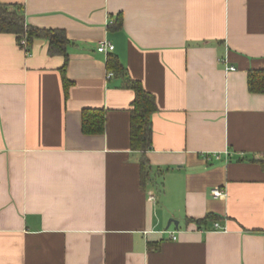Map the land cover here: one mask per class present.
I'll return each instance as SVG.
<instances>
[{"label":"crops","instance_id":"1","mask_svg":"<svg viewBox=\"0 0 264 264\" xmlns=\"http://www.w3.org/2000/svg\"><path fill=\"white\" fill-rule=\"evenodd\" d=\"M0 2L65 31L70 81L45 38L0 33V264H264V93L248 89L264 0ZM103 40L155 97L144 186L134 91ZM84 108L105 110L103 133L82 132Z\"/></svg>","mask_w":264,"mask_h":264},{"label":"trees","instance_id":"2","mask_svg":"<svg viewBox=\"0 0 264 264\" xmlns=\"http://www.w3.org/2000/svg\"><path fill=\"white\" fill-rule=\"evenodd\" d=\"M0 33L14 34L17 42L25 38L28 47L34 38H45L48 41L50 54H60L65 57L62 74L63 86L67 94L70 81L65 77L64 70L69 40L64 30L32 26L26 22L21 5L0 2ZM107 67L115 75L123 76L125 85L134 91V99L129 109L130 148L133 151L141 152L140 174L141 184L144 186L153 174V169L145 156V152L152 147L151 115L157 109L155 97L146 91L139 81L126 76L121 63L112 53L107 55ZM248 89L250 92L264 93V69L249 70ZM105 120L103 108H84L81 112V130L84 134H101L105 130ZM261 165L264 168V157L261 160ZM207 218L197 219L195 222L201 225Z\"/></svg>","mask_w":264,"mask_h":264},{"label":"built area","instance_id":"3","mask_svg":"<svg viewBox=\"0 0 264 264\" xmlns=\"http://www.w3.org/2000/svg\"><path fill=\"white\" fill-rule=\"evenodd\" d=\"M19 44H20L22 47H24L25 49L28 48L25 38H22V39L20 40ZM113 49H114L113 44H112L110 41H108V40L100 41L99 44H98V46L96 47V50H97L98 52L104 53V54H106V55H108L109 53H111V52L113 51ZM229 69H230V70H234L235 67L230 66ZM112 75H113L112 72H108V73H107V77H110V76H112ZM211 194H212V196H214V197H222V196L225 195V192H224V190H223L222 188L214 187V188L211 190ZM150 199H153V197H150ZM214 227H215L216 229H219V230H225V227L221 226V225L218 224V223H214ZM169 238H171V239H176V235H175L173 232H170V234H169Z\"/></svg>","mask_w":264,"mask_h":264},{"label":"water","instance_id":"4","mask_svg":"<svg viewBox=\"0 0 264 264\" xmlns=\"http://www.w3.org/2000/svg\"><path fill=\"white\" fill-rule=\"evenodd\" d=\"M172 221L174 222L175 225H177V221H176V220H174V219H170V220L168 221V223H167V227L170 225V223H171Z\"/></svg>","mask_w":264,"mask_h":264}]
</instances>
